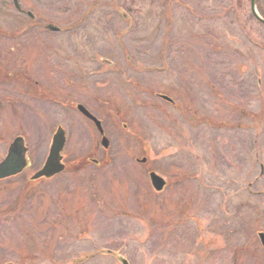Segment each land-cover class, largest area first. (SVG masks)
Instances as JSON below:
<instances>
[{"label":"rangeland","instance_id":"374dc122","mask_svg":"<svg viewBox=\"0 0 264 264\" xmlns=\"http://www.w3.org/2000/svg\"><path fill=\"white\" fill-rule=\"evenodd\" d=\"M19 4L34 19L0 0V159L21 135L27 167L0 182V264H118L77 262L106 247L129 264H264V25L249 0ZM78 102L102 119L100 170ZM58 125L66 171L29 190Z\"/></svg>","mask_w":264,"mask_h":264},{"label":"water","instance_id":"95a60500","mask_svg":"<svg viewBox=\"0 0 264 264\" xmlns=\"http://www.w3.org/2000/svg\"><path fill=\"white\" fill-rule=\"evenodd\" d=\"M13 3L18 7L16 4V0H13ZM252 4V11L254 13V4L253 0H251ZM255 14V13H254ZM50 30H58L56 26L48 25L47 26ZM76 108L86 117L90 118L94 124L96 129H98L101 136V143L104 147L108 145V139L103 135V129H101L100 121L95 118L90 112L86 110L81 104H78ZM52 134L50 139V145L48 148V154L43 161V165L33 173L31 176V180H39V179H49L61 171L65 170V163L62 162L63 154L62 149L66 143L65 141V130L61 125H58ZM26 151L27 147L23 141V138L20 136H16L9 144L6 152L5 157L0 161V179H5L9 176L17 175L23 171L26 167ZM145 159H143L144 161ZM149 179L151 180V184L153 188L157 191L162 189L163 185L165 184V180L157 173L151 171L149 173ZM258 237L261 241V245L264 248V233L259 232ZM103 254V255H110L115 258L120 264H129L127 261L126 256L122 255L119 250L114 251L109 248H100L95 250L93 253L87 254L83 257V259H78V262L84 261L85 259L95 257V255ZM6 264H13V263H6Z\"/></svg>","mask_w":264,"mask_h":264},{"label":"flooded vegetation","instance_id":"af4514ba","mask_svg":"<svg viewBox=\"0 0 264 264\" xmlns=\"http://www.w3.org/2000/svg\"><path fill=\"white\" fill-rule=\"evenodd\" d=\"M12 4H13V0H12ZM16 4H18V7H16V5H14L13 4V6H14V8H15V10L19 13V14H25V15H27L28 17H29V19L31 20V19H34V14H32V12H29V11H26L24 8H22V6H21V4H19V0H16ZM249 4H250V0H249ZM254 20H256L257 21V19H254ZM33 21V20H32ZM258 22V21H257ZM259 23V22H258ZM46 24H50V23H45V25ZM263 25V24H262ZM4 30V29H3ZM6 31V30H5ZM10 32H7V33H5L4 32V34L6 35V36H9L8 34H9ZM5 36V38H7ZM5 38H3L4 40H6ZM9 39H10V42H9V45H15V44H11L12 42H13V40L15 39V38H13V37H8ZM3 41V40H2ZM3 46V48H6L5 47V45L3 44L2 45ZM19 48V47H18ZM6 70L8 71V75L7 76H9V69L8 68H6ZM159 92H157V96L161 99V100H165V101H167V99H165L164 97L162 98V97H160L159 96V94H158ZM161 94H165L164 92L163 93H161ZM167 95V94H166ZM167 96H169V95H167ZM169 98H171L170 96H169ZM172 99V98H171ZM168 103H170L171 104V102H169V101H167ZM94 114V113H93ZM254 118H256L257 116L256 115H253V114H251ZM209 119L210 120H212L210 117H207V119L205 120L206 122H208V123H212L213 125H217L218 123L220 124V125H222V126H224V125H228L227 123H224V122H222V121H220V122H214V121H209ZM98 147H97V145H96V147L94 148V154L93 155H97L98 156V152H99V150L97 149ZM102 157L101 158H98L97 156H95V157H91V158H88V157H86L85 158V160L84 161H87V163H88V165L89 164H91V163H94L93 165L95 166V168L96 169H101L102 167H103V165L105 164V163H107L108 161H111V152H109V149H108V147L106 148V149H104L103 147H102ZM145 150H146V148H144V150L142 151V154L145 152ZM136 159V162H138V163H141V164H145V162H146V160H144L143 161V159L142 158H140V159H138V158H135ZM144 162V163H143ZM85 163V162H84ZM85 165H87V164H85ZM84 165V166H85ZM82 166V165H81ZM262 167V166H261ZM261 170H262V168H261ZM264 171V170H263ZM262 176H263V174H262ZM262 176H259V177H262ZM259 232H262V233H264L263 231H258L257 232V238L259 239V237H258V233ZM259 241H260V239H259ZM260 247H261V249H263V252H264V248L262 247V245H261V241H260Z\"/></svg>","mask_w":264,"mask_h":264},{"label":"trees","instance_id":"16d2710c","mask_svg":"<svg viewBox=\"0 0 264 264\" xmlns=\"http://www.w3.org/2000/svg\"><path fill=\"white\" fill-rule=\"evenodd\" d=\"M256 5H257V11H258V14H260V16L264 19V0H256V3H255ZM250 15H251V17L253 18V19H256L255 17H254V15H252L251 13H250ZM258 21V20H257ZM259 22V21H258ZM259 23H261V22H259ZM262 24V23H261ZM2 35V37H4V36H6V35H4V34H1ZM7 37H10V36H7ZM11 38V37H10ZM155 91H157V90H152V92L153 93H156ZM209 121H211L212 122V120H210L209 119ZM31 183H27L26 185H27V188L29 189H31V185H30ZM29 186H31V187H29ZM29 189V190H30ZM28 190L25 188V191H24V194L27 192ZM19 197V196H18ZM29 197V196H28ZM28 197H27V195H24V198L26 199V200H28ZM19 199V198H18ZM25 201L23 200V203H24ZM18 202L17 201H15L14 202V205L13 206H15L16 204H17ZM17 206V205H16ZM10 208H8V209H6V211H9L10 212V210H9Z\"/></svg>","mask_w":264,"mask_h":264}]
</instances>
